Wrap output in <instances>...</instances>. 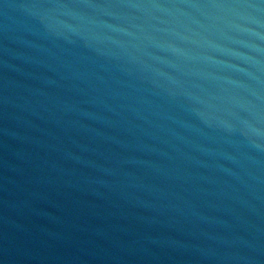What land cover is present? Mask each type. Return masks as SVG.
I'll use <instances>...</instances> for the list:
<instances>
[{
    "label": "water",
    "instance_id": "obj_1",
    "mask_svg": "<svg viewBox=\"0 0 264 264\" xmlns=\"http://www.w3.org/2000/svg\"><path fill=\"white\" fill-rule=\"evenodd\" d=\"M0 264H264V0H0Z\"/></svg>",
    "mask_w": 264,
    "mask_h": 264
}]
</instances>
